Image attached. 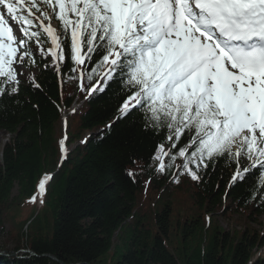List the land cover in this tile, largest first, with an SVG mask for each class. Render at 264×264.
<instances>
[{"label": "trees", "instance_id": "trees-1", "mask_svg": "<svg viewBox=\"0 0 264 264\" xmlns=\"http://www.w3.org/2000/svg\"><path fill=\"white\" fill-rule=\"evenodd\" d=\"M68 51L57 69L33 51L34 82L0 95V133L8 135L0 149V240L32 252L0 256V264H264V253L255 256L264 246V168L234 182L235 164L215 158L207 168L190 165L193 180L182 157L165 156L172 166L158 171L168 133L146 126L143 110L117 119L127 77L106 79L105 66L88 80L96 67L89 62L78 85ZM75 92L84 102L67 121L62 152L60 111ZM44 175L51 178L39 196ZM233 214L256 227L231 232L214 220Z\"/></svg>", "mask_w": 264, "mask_h": 264}, {"label": "snow or ice", "instance_id": "snow-or-ice-1", "mask_svg": "<svg viewBox=\"0 0 264 264\" xmlns=\"http://www.w3.org/2000/svg\"><path fill=\"white\" fill-rule=\"evenodd\" d=\"M0 6L6 9L0 95L18 91L25 57L35 63L29 42L41 44L43 33L51 46L41 53L59 68L68 48L76 66L70 71L80 69L81 81L89 62L96 67L88 80L105 66L106 79L127 77L131 88L117 119L143 110L146 126L168 133L169 149L161 143L155 156L158 171L172 166L165 156L182 157L193 180L199 176L190 165L207 168L215 158L235 164L234 182L264 168V0H0ZM59 144L67 152L65 140ZM50 178L39 181L41 196Z\"/></svg>", "mask_w": 264, "mask_h": 264}, {"label": "rangeland", "instance_id": "rangeland-1", "mask_svg": "<svg viewBox=\"0 0 264 264\" xmlns=\"http://www.w3.org/2000/svg\"><path fill=\"white\" fill-rule=\"evenodd\" d=\"M0 10L4 11L6 13V9H3L2 6H0ZM45 22H48V21H45ZM10 23L13 25V31L15 33V22H10ZM28 73H30V72H28ZM28 73H27V71H25L26 75H29ZM6 138H8V135H4V134L0 133V149H1V147H2V145H3V143H4ZM15 193H16V189L14 188L13 191H12V195H15ZM34 212H32V213H34ZM214 218L215 217L213 216V219ZM214 220H216L217 223H219V225L221 226L222 229H224L226 231H231V232L234 231V230H241V229H243L245 227V225H248L251 228H255L256 227L254 223H250V221H248L249 223H247L246 220H244L243 217H239V216H237L235 214H233L230 219L228 217L227 218H223L221 216H218ZM170 239H171L172 243L176 244L175 240L179 239V238L176 235L175 236L172 235V237ZM5 243H6V241L0 242V248H2L1 246H4L9 251L8 253L10 255H12V257L20 256V255H23L24 253L32 254V252L29 251V250H22V249H18L17 250V249H14L15 248L14 245L9 244V243L5 244ZM262 253H264V246H262L260 248V250L256 251L255 255H260Z\"/></svg>", "mask_w": 264, "mask_h": 264}, {"label": "bare ground", "instance_id": "bare-ground-1", "mask_svg": "<svg viewBox=\"0 0 264 264\" xmlns=\"http://www.w3.org/2000/svg\"><path fill=\"white\" fill-rule=\"evenodd\" d=\"M7 18V17H6ZM11 22V21H10ZM49 47V46H48ZM50 58L52 59V57H51V55H50ZM29 63L27 62V60H26V63H25V65H26V71H27V73L28 72H30V73H28L29 75H26L25 74V72H24V74L23 75H21V76H18V79H19V81H20V83L24 80V79H27V80H30L32 83H33V81H34V77H35V75H33V76H31V77H29L30 75H31V73L33 72V71H35L36 69H38L39 68V66H38V63H33L34 65H28ZM55 67H56V65H55ZM57 69V68H56ZM19 83V84H20ZM74 98L72 99V101H71V103H70V107H72V104H75V107L76 108H79V106H80V102L79 101H75V99H76V97L78 96L77 95V93L75 92L74 94ZM62 127L64 128V123L62 122ZM59 132H61V133H64V131L62 130V129H60V128H58L57 129V133H59ZM8 226L6 225L5 226V228H7ZM3 240V239H2ZM2 240H0V242H2ZM2 248H0V254H3V256H10V254L8 253L9 251L4 247V246H1ZM18 257H20V256H18ZM59 264H61L60 262H59Z\"/></svg>", "mask_w": 264, "mask_h": 264}, {"label": "water", "instance_id": "water-1", "mask_svg": "<svg viewBox=\"0 0 264 264\" xmlns=\"http://www.w3.org/2000/svg\"><path fill=\"white\" fill-rule=\"evenodd\" d=\"M61 263V262H60ZM61 264H63V263H61Z\"/></svg>", "mask_w": 264, "mask_h": 264}]
</instances>
